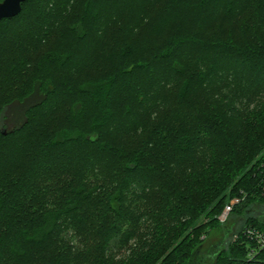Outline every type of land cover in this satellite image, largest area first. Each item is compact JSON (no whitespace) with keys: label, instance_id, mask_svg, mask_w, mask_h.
Returning a JSON list of instances; mask_svg holds the SVG:
<instances>
[{"label":"trees","instance_id":"16d2710c","mask_svg":"<svg viewBox=\"0 0 264 264\" xmlns=\"http://www.w3.org/2000/svg\"><path fill=\"white\" fill-rule=\"evenodd\" d=\"M131 1L0 21V264H264L227 242L240 219L264 233V0H149L128 31ZM151 22L171 34L140 50L127 36Z\"/></svg>","mask_w":264,"mask_h":264},{"label":"rangeland","instance_id":"374dc122","mask_svg":"<svg viewBox=\"0 0 264 264\" xmlns=\"http://www.w3.org/2000/svg\"><path fill=\"white\" fill-rule=\"evenodd\" d=\"M128 8L129 9H125V11H122V13H121V19L120 20H122V21H124V22H128L129 23V27H128V31L132 28V26L133 25H136V24H138V23H140L141 22V19L140 18H144L145 16H146V14H148V13H150V12H152L155 8H153L152 6L150 7V5H149V0H134V1H131L128 5ZM133 11V12H132ZM66 12H67V15H65L66 17H65V19H64V22L65 21H68V19L72 16V14L74 13L69 7L67 8V10H66ZM113 17H114V19H110L109 20V24H110V26L108 27V28H105L104 30H105V32H111L112 33V31H115L113 34H115V35H121V38H123L124 39V36H125V33H122V32H118V29L116 28V27H112L113 25H114V23H116L117 21H119L118 20V17H117V15L116 14H113L112 15ZM63 17V16H62ZM167 26H166V24H164V23H161V22H159V23H152L151 22V24H146V26H145V28H143L141 31L139 30V34L141 35V36H136V35H130V36H127V37H129L130 39H131V41H134L135 42V45L136 46H138L137 48H141L140 50H142V49H145L146 47H149V46H152V45H157L159 42H161L162 41V39H164L165 37H167L168 35H170L171 34V29L168 31L167 30V28H166ZM113 28V29H112ZM109 30V31H108ZM111 30V31H110ZM124 31H126V28H124L123 29ZM102 32V34L104 33L103 32V30L101 31ZM108 33V34H109ZM53 36H50L49 38H46L45 39V41L43 42V44H42V46L38 49L39 50V52H43V51H45L46 49H48L50 46H52L53 45V43H54V38H52ZM115 38V39H114ZM114 38H112L111 40L109 39V37L107 38V40H108V44L107 45H104V46H106V49L104 50L106 53L111 49V48H116V42H117V40H116V37H114ZM28 39V38H27ZM34 39L35 38H31V44H33V42H34ZM125 40V39H124ZM136 40V41H135ZM151 41L150 42V44L149 45H147V42L148 41ZM43 41V40H42ZM114 41V42H113ZM61 42V44L63 43V44H65V45H70V42L69 41H66V40H61L60 41ZM91 48V47H90ZM38 52V53H39ZM37 53V54H38ZM36 54V55H37ZM86 55V57L87 58H89L88 59V61L87 62H89L88 63V65H91L93 62H94V60H95V56H94V54L92 55V53H87V54H85ZM92 60H93V62H92ZM96 60H98V59H96ZM99 62V63H98ZM98 62H95V63H93V66H92V69H94V67L96 66V64H100L99 65V67L100 66H104V65H106V64H109V63H111L112 62V60L110 59L109 61H107V62H101L100 60H98ZM108 66H110V65H108ZM107 66V67H108ZM98 68V67H97ZM77 78V77H76ZM18 87V86H17ZM17 87H14L15 88V90H14V92L16 93L17 92V90H16V88ZM37 98V97H36ZM216 98V97H215ZM206 100V99H205ZM34 101H35V97H31L30 99H28V100H26L25 102H23L22 104H18V105H14V106H12V107H10V108H8V109H6L5 110V113H4V116H5V118H6V120H8L9 118H11L12 116H15V115H17V114H19V115H22V113H23V111H25V109H27L29 106H31L33 103H34ZM197 103H199V102H197ZM242 104L240 105V108L241 109H243L244 108V106H247V101H245V99L241 102ZM255 103V102H254ZM204 104V103H203ZM253 105L254 104H250V108H252L253 107ZM239 106V105H238ZM60 118H64V115H63V113H61V116H60ZM60 118H57V117H55L53 120L55 121V122H53L54 123V128L56 127H59V122H61L62 121V119H60ZM6 122H8V121H5V127L7 126V127H9V125L6 123ZM124 144V143H123ZM124 147H126V148H130V145H129V143L128 142H126V144H125V146ZM203 152V151H202ZM201 152V153H202ZM200 153V154H201ZM207 156L208 155H206V158H207ZM256 163H258V162H255L254 164H256ZM235 199H238V197H232L231 199H229V202L227 203V204H225V206L226 205H228L231 201H234ZM240 202V201H239ZM224 206V207H225ZM224 209V208H223ZM222 209V210H223ZM222 212V211H221ZM221 214V213H220ZM219 214V215H220ZM218 215V216H219ZM217 220H218V217H217ZM237 219H231L230 220V222H234V221H236ZM244 219H240V220H237V222H236V224H235V226H234V229H233V232L234 233H237V234H239L240 235V233H241V231L243 230V228L244 227H247V226H250V225H244ZM241 238L242 239H244L241 235L239 236V238L237 239V240H235V243L236 242H238L239 241V239L241 240ZM230 242V244L231 243H234V241H232V237L231 236H228V238H227V242ZM248 242V241H247ZM130 247L132 248V247H134V245H135V242H131L130 244ZM225 246H226V244H225ZM250 249V243L248 242V244H247V246H246V250L248 251ZM129 254V249H125L123 252H122V254L121 255H117L116 256V258L118 259V258H120V257H123V256H127Z\"/></svg>","mask_w":264,"mask_h":264},{"label":"built area","instance_id":"2783aa9c","mask_svg":"<svg viewBox=\"0 0 264 264\" xmlns=\"http://www.w3.org/2000/svg\"><path fill=\"white\" fill-rule=\"evenodd\" d=\"M240 199H235L231 201L228 205L224 207L221 214L218 216V221L220 223H226L235 204L239 203ZM240 235L250 243V249L248 250L247 261H252L256 255L264 250V233L253 228L251 226L244 227ZM237 233H232V241L235 242L240 236Z\"/></svg>","mask_w":264,"mask_h":264},{"label":"water","instance_id":"95a60500","mask_svg":"<svg viewBox=\"0 0 264 264\" xmlns=\"http://www.w3.org/2000/svg\"><path fill=\"white\" fill-rule=\"evenodd\" d=\"M27 1L30 0H2L0 2V21L16 17L21 12V4ZM3 134H6V132L4 131ZM227 236L223 238L219 245L224 242Z\"/></svg>","mask_w":264,"mask_h":264}]
</instances>
